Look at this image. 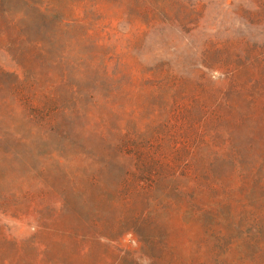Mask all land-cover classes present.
Masks as SVG:
<instances>
[{"label":"trees","instance_id":"trees-1","mask_svg":"<svg viewBox=\"0 0 264 264\" xmlns=\"http://www.w3.org/2000/svg\"><path fill=\"white\" fill-rule=\"evenodd\" d=\"M13 3L0 0V50L18 73L0 68V78H9L0 109L10 106L11 97L14 110L28 113L43 136L58 130L67 138L68 124L86 122L99 142H68L74 155H49L48 162H57L61 185L44 168L39 180H31L34 190L0 194V209L27 212L36 230L20 243L0 224V264H70L52 257L53 242L80 257L98 247L95 264L129 259L137 264L113 246L124 235L157 251L150 264H264V50L231 52L215 42L216 47L201 52L195 76L183 77L163 65L150 79H138L135 92L118 91L124 72L140 65L122 60L135 61L136 47L103 52L101 58L79 53L74 58L62 51L46 67L42 38L29 36L23 12L10 16ZM256 5L255 13L263 12L264 2ZM26 6L41 17L61 15L60 24L67 28L89 26L85 37L98 36L96 47L106 50V15L97 0L70 5L69 18L52 0ZM194 10L192 4L189 12ZM190 17L185 23H194ZM241 57L245 63L233 67L232 60ZM88 66L98 78L90 89L79 84ZM124 101L134 104L128 108ZM144 112L150 117L146 126L130 128L127 117ZM244 131L247 142L240 140ZM72 197L91 213L82 216ZM43 236L51 242L41 241Z\"/></svg>","mask_w":264,"mask_h":264},{"label":"rangeland","instance_id":"rangeland-1","mask_svg":"<svg viewBox=\"0 0 264 264\" xmlns=\"http://www.w3.org/2000/svg\"><path fill=\"white\" fill-rule=\"evenodd\" d=\"M31 1L37 0H15L13 7L10 8V16L23 12L26 15L24 28L29 36L33 38L39 33L48 50L47 61L44 62L46 67H50L49 62L57 60V56L62 51L68 52L74 58L78 53L101 58L103 52L124 53V48L130 45L131 48H137L135 61L130 56L122 57L126 65L134 66L135 62L140 65L124 72L121 76L123 85L118 87V91L135 92L138 79L142 77L150 79L153 72L163 65L170 66L176 74L183 77L195 76V66L199 67L202 60L201 52L206 46L208 49L212 46L216 47L215 42L231 52L242 50L250 53V49L255 46L264 50V10L255 13L258 9L256 4H262L264 0H97L103 6L106 15L105 24L108 27L106 50L96 47L98 36L85 37L89 26L75 25L67 28L65 24H60L61 15L41 17L33 8L26 6V2ZM52 1L57 5L59 12L61 14L64 12L65 18H69L68 7L82 6L87 0ZM192 4L195 10L190 13ZM3 6L9 5L5 2ZM154 8L156 11L147 15L148 11ZM189 14L193 24L185 23V18ZM64 23L71 22L64 21ZM208 39H212V44H208ZM245 61L246 58H234L232 66L240 67ZM0 68L5 72L18 73L15 64L1 50ZM57 69L58 67L53 68L52 72L57 74ZM84 72L85 80L79 84L83 88L90 89L98 78L90 66L85 68ZM213 74L215 77L219 75L217 72ZM8 84L9 78H0V99L8 95ZM7 101L10 106L0 109V134L5 133L4 141L0 142V194L17 192L27 187L34 190V183L39 180L38 173L43 172L44 168L57 186L61 185L63 180L56 166L57 162L55 160L48 162L49 155L53 152L74 155L76 149L67 148L68 142H99L89 135L93 131L88 129L86 122L68 124L67 138L58 135V130L49 131L43 136L44 130L26 117L28 113L15 111L16 105L11 97H8ZM123 104L130 108L134 102L124 101ZM11 110L15 113H11ZM149 118V113L144 112L130 114L126 120L130 122V128L135 125L144 128ZM246 135L245 131L241 134L242 142H247ZM20 136L24 138L23 142H17L16 137ZM34 176L36 181L33 183L31 180ZM38 186L42 188L41 185ZM71 201L72 206L74 203L82 216L86 217L91 213V210L82 205L78 198L72 197ZM36 205L41 208L43 202L38 199ZM30 222L27 212L0 209V224L5 235L20 243L36 235V230L31 227ZM45 240L51 242L52 238L45 239L43 236L41 241L46 242ZM113 246L123 253H130L137 264H150L151 254L157 255V251L152 252L144 247L132 235H124ZM51 247L52 257L68 259L70 264H95L101 254L98 247H93L92 253L86 257H80L75 250L57 242H53ZM130 263V259L122 262V264Z\"/></svg>","mask_w":264,"mask_h":264}]
</instances>
